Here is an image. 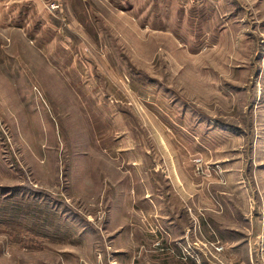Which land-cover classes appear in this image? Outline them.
Segmentation results:
<instances>
[{
    "label": "rangeland",
    "instance_id": "1",
    "mask_svg": "<svg viewBox=\"0 0 264 264\" xmlns=\"http://www.w3.org/2000/svg\"><path fill=\"white\" fill-rule=\"evenodd\" d=\"M178 180L226 246L147 223L148 189L190 214ZM214 246L264 264V0H0V264Z\"/></svg>",
    "mask_w": 264,
    "mask_h": 264
},
{
    "label": "crops",
    "instance_id": "2",
    "mask_svg": "<svg viewBox=\"0 0 264 264\" xmlns=\"http://www.w3.org/2000/svg\"><path fill=\"white\" fill-rule=\"evenodd\" d=\"M180 182L181 181L178 180L177 187L180 188L181 197L188 200L186 201L188 203L186 204V206L190 214H186V207L170 203L169 200L167 202L163 201L161 203L158 199L161 198V193L155 191L156 189L149 191V189L147 188L148 190L146 189L147 194L145 199H147V202L151 204L150 205L147 203V212L149 213L147 223L149 225L160 223L162 227H164V229L168 232L167 234L169 239L166 246L170 251L172 249L178 251V246L185 247L186 244L194 249L193 244L194 242L197 244L196 240L198 242H203L204 244L221 243L224 245V242L221 240V237L218 234L219 231L217 229V226L219 225L214 224V222L209 221L206 218L199 219L198 216L195 215L196 210L200 211V209H205V211H209V216L210 212L213 211L211 208L214 207L211 200L206 206L204 205L205 207L200 206V204H197L196 202V198L198 197L195 196V190L192 191L189 189L188 193L186 189L188 188V185L186 184V182H183V184H181ZM170 183L174 184V182L172 181ZM196 194L200 195V191H196ZM162 195H165L166 199L168 198L167 196H169L165 192H162ZM142 197L144 198L143 195ZM193 219L196 220V224H194V228L191 230V227L193 226ZM219 221L221 220L219 219ZM195 246V248L199 247V245ZM140 264H143V262H140Z\"/></svg>",
    "mask_w": 264,
    "mask_h": 264
},
{
    "label": "built area",
    "instance_id": "3",
    "mask_svg": "<svg viewBox=\"0 0 264 264\" xmlns=\"http://www.w3.org/2000/svg\"><path fill=\"white\" fill-rule=\"evenodd\" d=\"M213 253H210V255L212 256V258L214 259V261H216V264H230L226 261H224L223 259H221L218 254L222 251V247L220 246H214L213 247ZM188 255H190V253H188L187 251H185ZM200 264V263H199Z\"/></svg>",
    "mask_w": 264,
    "mask_h": 264
}]
</instances>
